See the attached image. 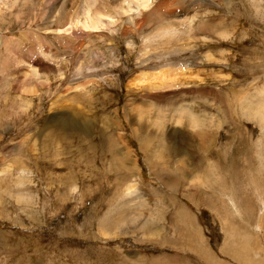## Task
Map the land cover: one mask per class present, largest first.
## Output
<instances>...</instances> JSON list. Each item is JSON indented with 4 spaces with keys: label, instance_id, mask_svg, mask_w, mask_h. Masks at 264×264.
Returning a JSON list of instances; mask_svg holds the SVG:
<instances>
[{
    "label": "rangeland",
    "instance_id": "1",
    "mask_svg": "<svg viewBox=\"0 0 264 264\" xmlns=\"http://www.w3.org/2000/svg\"><path fill=\"white\" fill-rule=\"evenodd\" d=\"M145 5L0 0V264H264V0Z\"/></svg>",
    "mask_w": 264,
    "mask_h": 264
},
{
    "label": "crops",
    "instance_id": "2",
    "mask_svg": "<svg viewBox=\"0 0 264 264\" xmlns=\"http://www.w3.org/2000/svg\"><path fill=\"white\" fill-rule=\"evenodd\" d=\"M163 92H165V91H163ZM169 92V91H168ZM191 112V111H190ZM192 113V112H191ZM192 115H193V113H192ZM194 117H195V120H196V122H195V124L197 125V127H192L191 125H190V119L189 118H186L187 120H186V122H187V124H188V126H189V128L191 129V130H197L198 128H202V126H204V125H202L203 123H202V121L199 119V118H197L195 115H193ZM182 119H184V118H182ZM182 119L180 120V122L179 123H181L182 122ZM142 123V122H141ZM141 123H139L138 124V126H140L141 125V129H134L133 131H134V135H138L136 138H138L139 140H140V148H142V150H143V148H146V145L145 146H143V144H142V142L144 141V143H146L145 142V140L142 138V137H140L141 136V134H143L142 133V131H143V129H144V124H141ZM207 127H206V130L207 129H209V127L210 126H208V125H206ZM194 128V129H193ZM213 131V130H212ZM199 137H202L201 139H200V141H199V145H200V147H201V150L203 149V148H205L206 146H208L210 143L208 142V137H206L205 135H203V133H201V132H199V131H194ZM215 133V132H214ZM199 147V148H200ZM164 149H165V147H164ZM166 150V149H165ZM170 150H171V148H170ZM174 150L175 149H173V150H171V151H173L174 152ZM144 151V150H143ZM204 151V150H203ZM220 154H221V151H220V149L218 148L217 149V156H220ZM157 156H156V159H157V157L159 158V159H161L162 160V162H161V164H158L156 167L157 168H159L160 169V167H163V169H166V170H168L167 172H162V171H160V175H166V174H171V175H177V174H179V173H174L173 171H169V169H170V167H169V165H164L163 164V162H164V160H166V158H163V155H164V153H161L160 152V149L158 150V152H157V154H156ZM145 156H146V159H147V162H148V159L150 160V162L152 163L153 161L152 160H154V158H151V156H148L147 157V155H146V153H145ZM167 157V156H166ZM174 160V166H176V168L177 169H195V170H191L188 174H195V175H199V174H201L203 171H204V169H206V167L208 166L209 167V165L211 164L210 162H208L206 165H204V164H200L199 162H195L192 166H190V165H188V163L184 160V156H183V154L182 155H180V156H177V155H173V159L172 160H170V161H173ZM151 163H149V166H153V165H150ZM124 165H125V163H124ZM127 168V167H126ZM154 168V167H153ZM156 175H159V170H157L156 172H154ZM181 173V172H180ZM184 173V172H183ZM183 173H181V174H183Z\"/></svg>",
    "mask_w": 264,
    "mask_h": 264
},
{
    "label": "bare ground",
    "instance_id": "3",
    "mask_svg": "<svg viewBox=\"0 0 264 264\" xmlns=\"http://www.w3.org/2000/svg\"><path fill=\"white\" fill-rule=\"evenodd\" d=\"M136 1V0H135ZM137 2H138V6L140 5V6H145L146 7V5H145V2L147 3V0H137ZM88 23V22H87ZM102 23L101 22H98V20L97 21H95V22H89V24H88V27L89 28H91V29H93V30H99V29H101L102 28ZM164 32V31H163ZM205 62V61H204ZM162 71V70H161ZM164 71V70H163ZM168 73V72H167ZM166 74V73H165ZM171 74V73H170ZM170 74H166V76H164L165 77V81H167L168 83H173L174 84V82L175 81H173L174 80V78H172V80L170 81L169 79H167V77L170 75ZM35 75V74H34ZM154 75H156V74H154ZM161 75V74H160ZM36 76V75H35ZM139 77H141V76H139ZM157 77V76H156ZM160 77V76H159ZM163 77V78H164ZM172 77V76H171ZM176 77V76H175ZM198 78V77H197ZM155 80V79H154ZM153 80V81H154ZM158 80H160V79H158ZM157 80V81H158ZM143 81H144V79H143ZM161 81V80H160ZM154 82H156V81H154ZM173 86V85H172ZM169 87H171V86H169ZM260 92H262V93H264V89L263 90H259ZM138 108V107H137ZM184 109L185 108H183V111L181 110L177 115H176V120H177V122L176 123H179L180 122V120L183 118V117H185V116H188V118L190 119V125L192 126V127H197V125L195 124V122H196V120H195V117L192 115V113L191 112H185L184 111ZM139 111V110H138ZM140 112V111H139ZM137 115V114H136ZM174 115H175V113H174ZM173 115V116H174ZM191 115V116H190ZM141 117V116H140ZM203 123V122H202ZM203 125V124H202ZM144 142V141H143ZM128 192H131V189H129L128 190ZM22 200V199H21Z\"/></svg>",
    "mask_w": 264,
    "mask_h": 264
}]
</instances>
